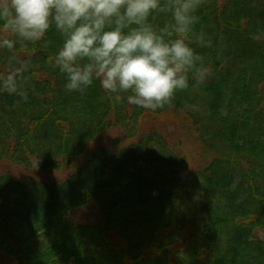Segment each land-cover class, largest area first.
I'll use <instances>...</instances> for the list:
<instances>
[{
	"label": "trees",
	"instance_id": "16d2710c",
	"mask_svg": "<svg viewBox=\"0 0 264 264\" xmlns=\"http://www.w3.org/2000/svg\"><path fill=\"white\" fill-rule=\"evenodd\" d=\"M0 264H264V0H0Z\"/></svg>",
	"mask_w": 264,
	"mask_h": 264
},
{
	"label": "rangeland",
	"instance_id": "374dc122",
	"mask_svg": "<svg viewBox=\"0 0 264 264\" xmlns=\"http://www.w3.org/2000/svg\"><path fill=\"white\" fill-rule=\"evenodd\" d=\"M1 1L3 4L7 5L11 0ZM189 125L190 124L187 125V123L180 124V122L179 125H176L173 121L165 120L160 123V128L166 131L164 134L166 135L169 145L172 148L176 149L177 153L182 156H185V158L187 159V161H185L187 165V170L189 173H192L195 170L204 167L208 161L201 156V153L199 152V144L196 143V134L194 133L193 127ZM142 126L143 128H146L148 125L147 123H143ZM122 139L123 137L121 131L114 130L99 138L95 144L99 147L109 146L111 144L114 145V141L123 144ZM35 165H37V163L33 162V164L31 165L32 167L30 174L23 171L22 168H18V166H10L9 164H6L5 171H8L9 174L15 175L17 177H38V168ZM73 171L74 170H72L71 167L67 169L66 172H63V174H55L54 180L60 181L64 177H67L68 175L72 174Z\"/></svg>",
	"mask_w": 264,
	"mask_h": 264
}]
</instances>
